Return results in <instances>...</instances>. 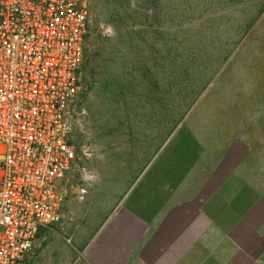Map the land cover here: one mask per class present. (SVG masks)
I'll list each match as a JSON object with an SVG mask.
<instances>
[{
  "label": "crops",
  "instance_id": "obj_1",
  "mask_svg": "<svg viewBox=\"0 0 264 264\" xmlns=\"http://www.w3.org/2000/svg\"><path fill=\"white\" fill-rule=\"evenodd\" d=\"M263 52L253 97L232 53L157 151L146 158V134L128 132L102 151L95 224L71 253L48 246L19 264H264ZM69 183L72 212L85 193Z\"/></svg>",
  "mask_w": 264,
  "mask_h": 264
},
{
  "label": "built area",
  "instance_id": "obj_2",
  "mask_svg": "<svg viewBox=\"0 0 264 264\" xmlns=\"http://www.w3.org/2000/svg\"><path fill=\"white\" fill-rule=\"evenodd\" d=\"M86 2L0 0V264L22 262L64 216L80 160L70 107L82 92Z\"/></svg>",
  "mask_w": 264,
  "mask_h": 264
},
{
  "label": "trees",
  "instance_id": "obj_3",
  "mask_svg": "<svg viewBox=\"0 0 264 264\" xmlns=\"http://www.w3.org/2000/svg\"><path fill=\"white\" fill-rule=\"evenodd\" d=\"M142 7L146 19V54L131 46L132 32L125 36L124 32L119 33L118 46L110 45L109 50H103L100 45L92 54L85 41L81 71L92 61V66L87 67L86 90H92L99 105L98 128H107L113 121L117 127L125 124L131 134L138 124L148 123L157 129L162 123L165 132L153 154L231 50L224 53L223 46L212 44V40H221L223 36L210 23L211 16L220 9L212 7L210 0H146ZM255 17L243 24L238 21L235 29L244 27L246 31ZM120 47H126L133 58L120 53Z\"/></svg>",
  "mask_w": 264,
  "mask_h": 264
},
{
  "label": "rangeland",
  "instance_id": "obj_4",
  "mask_svg": "<svg viewBox=\"0 0 264 264\" xmlns=\"http://www.w3.org/2000/svg\"><path fill=\"white\" fill-rule=\"evenodd\" d=\"M86 3L89 13L86 44L90 54L100 45H103V50H109L110 45L118 46L117 36L123 32L124 36L126 33L132 32L131 46L141 49L137 51H143V55L146 54V42H144L146 41V19L142 7L146 5V0H87ZM210 4L214 8H220L217 9L216 15L211 16L210 23H213L217 32L223 36L221 40H212V44L223 46L224 53L231 50L230 54L234 53L243 57L246 90L249 97H253L254 89L257 87L253 70L258 62V60L253 61V58L264 51V0H210ZM261 9L262 11L258 13ZM253 17L255 20L246 31L244 27L240 30L235 29L238 21L243 24ZM120 50V53H125L133 58V53L132 55L128 54L126 47H120ZM137 54L140 55V53ZM88 59L90 60V56ZM91 62L87 64V67L92 66ZM87 67L80 72L82 92L78 94L70 107L74 122L72 139L80 160L78 170L74 169L69 176L70 182L73 183V190L85 188L84 197L77 206H74L72 212L66 207L63 208L64 216L60 222L47 227L40 233L37 246L22 262H26L38 251L41 252L48 246L68 252L73 246L77 247L75 238L78 236V231L81 229L84 232L88 227L92 228L97 218L98 209L95 208L93 191L97 174L100 175L98 156L102 151L109 150L113 146L112 144L121 140L120 136L128 132L125 124L117 127L113 121L108 123L107 128H98L100 126L98 125L99 105L92 90H86L89 75ZM222 79L223 76L220 74L216 89L210 91L207 96L210 101L213 98L218 101L221 99ZM217 88H219L218 91ZM189 110L182 119L186 117ZM161 124H158L157 129H152L153 127L151 128L148 123L145 128L142 124L134 126L136 127L135 134H146V158L163 137L165 129L161 127ZM89 142L90 154L85 155L84 148Z\"/></svg>",
  "mask_w": 264,
  "mask_h": 264
}]
</instances>
